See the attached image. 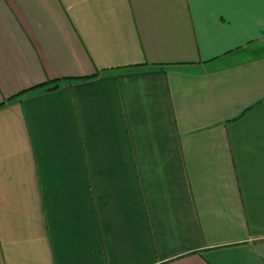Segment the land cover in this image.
Masks as SVG:
<instances>
[{
	"label": "crops",
	"instance_id": "obj_1",
	"mask_svg": "<svg viewBox=\"0 0 264 264\" xmlns=\"http://www.w3.org/2000/svg\"><path fill=\"white\" fill-rule=\"evenodd\" d=\"M0 264H264V0H0Z\"/></svg>",
	"mask_w": 264,
	"mask_h": 264
},
{
	"label": "trees",
	"instance_id": "obj_2",
	"mask_svg": "<svg viewBox=\"0 0 264 264\" xmlns=\"http://www.w3.org/2000/svg\"><path fill=\"white\" fill-rule=\"evenodd\" d=\"M40 88H42V90L44 91H53L59 88L58 82L57 81H53L48 83L47 85H43Z\"/></svg>",
	"mask_w": 264,
	"mask_h": 264
}]
</instances>
